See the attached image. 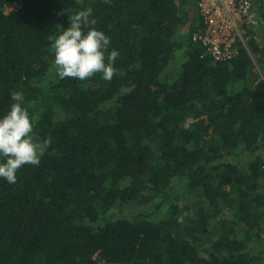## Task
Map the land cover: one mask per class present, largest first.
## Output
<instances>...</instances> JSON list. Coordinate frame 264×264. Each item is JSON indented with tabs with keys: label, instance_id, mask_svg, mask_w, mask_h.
Returning a JSON list of instances; mask_svg holds the SVG:
<instances>
[{
	"label": "trees",
	"instance_id": "obj_1",
	"mask_svg": "<svg viewBox=\"0 0 264 264\" xmlns=\"http://www.w3.org/2000/svg\"><path fill=\"white\" fill-rule=\"evenodd\" d=\"M190 1L0 0V112L22 91L36 139L52 140L0 180V264H264V82L243 48L200 59ZM251 1L264 73V0ZM89 7L116 73L61 80L49 37ZM180 182L191 217L170 200Z\"/></svg>",
	"mask_w": 264,
	"mask_h": 264
},
{
	"label": "clouds",
	"instance_id": "obj_2",
	"mask_svg": "<svg viewBox=\"0 0 264 264\" xmlns=\"http://www.w3.org/2000/svg\"><path fill=\"white\" fill-rule=\"evenodd\" d=\"M69 20L66 29L49 37L57 77L85 81L99 74L101 79L111 81L120 53L110 49V37L94 27L92 8L71 13ZM9 98V108L0 112V180L15 184L17 171L24 165L38 166L52 140L36 139V119L25 106L22 91H11Z\"/></svg>",
	"mask_w": 264,
	"mask_h": 264
},
{
	"label": "built area",
	"instance_id": "obj_3",
	"mask_svg": "<svg viewBox=\"0 0 264 264\" xmlns=\"http://www.w3.org/2000/svg\"><path fill=\"white\" fill-rule=\"evenodd\" d=\"M196 5L201 27L192 34L191 41L201 48L200 59L213 63L226 62L234 59L243 48L248 52L259 80L264 82L258 58L248 47L250 38L256 40V36H251L249 32L263 25L254 13L253 2L197 0Z\"/></svg>",
	"mask_w": 264,
	"mask_h": 264
},
{
	"label": "rangeland",
	"instance_id": "obj_4",
	"mask_svg": "<svg viewBox=\"0 0 264 264\" xmlns=\"http://www.w3.org/2000/svg\"><path fill=\"white\" fill-rule=\"evenodd\" d=\"M195 1L196 0H191L189 5H188V14H189V19H191V15H192V12L194 11V4H195ZM20 7V5L18 4H14L12 6H9L7 9H6V12H11V11H14V10H17L18 8ZM253 70V69H252ZM255 72V70H253ZM256 73V72H255ZM258 80H259V77H258ZM260 81V80H259ZM184 186L185 184L180 182V183H176L174 185V191L173 193L171 194L172 197H171V202L172 200L174 202H181V203H184L187 205V207L189 206L190 208V217L193 216L194 214V211H195V207L193 206L194 205V201L195 199H193L192 195L187 193V192H184ZM154 203V202H153ZM167 205V204H166ZM165 208L167 209V206H164L156 215H154L155 218H158L159 216L163 215L164 212H165ZM137 210H141V211H146L147 210V207L145 206H141L139 208H137ZM118 210H114L113 212L118 213L117 212ZM133 212H136V210L132 209ZM151 211V210H148V212ZM130 211L126 210V211H123V214L126 215L127 217L130 216L129 214ZM120 216V215H119ZM251 246H254L253 243L250 244ZM257 249H260L261 247L257 245L256 247Z\"/></svg>",
	"mask_w": 264,
	"mask_h": 264
},
{
	"label": "water",
	"instance_id": "obj_5",
	"mask_svg": "<svg viewBox=\"0 0 264 264\" xmlns=\"http://www.w3.org/2000/svg\"><path fill=\"white\" fill-rule=\"evenodd\" d=\"M229 218H231V216H229Z\"/></svg>",
	"mask_w": 264,
	"mask_h": 264
}]
</instances>
